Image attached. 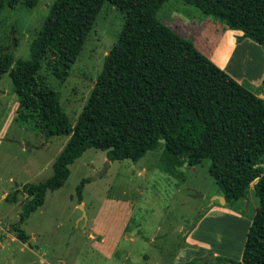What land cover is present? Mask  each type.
<instances>
[{"label": "trees", "instance_id": "trees-1", "mask_svg": "<svg viewBox=\"0 0 264 264\" xmlns=\"http://www.w3.org/2000/svg\"><path fill=\"white\" fill-rule=\"evenodd\" d=\"M39 1L0 0V14L5 8L33 9ZM166 1L54 0L27 60L14 61L0 46V78L8 73L11 79L16 117L35 121L46 139L69 136L50 178L24 185L4 199L16 203L18 194L29 198L19 221L9 227L19 242L29 240L21 225L43 205L47 191L63 186L69 166L86 150L105 152L109 162H136L163 146L171 164L195 166L209 159V174L229 206L244 201L253 184L258 207L242 260L216 262L264 264V99L156 21L153 16ZM177 1L225 19L230 29L264 49V0ZM104 4L121 11L124 23L72 125L41 70L59 81L69 76ZM260 93L264 96V72ZM87 181L76 187L79 203Z\"/></svg>", "mask_w": 264, "mask_h": 264}, {"label": "rangeland", "instance_id": "rangeland-1", "mask_svg": "<svg viewBox=\"0 0 264 264\" xmlns=\"http://www.w3.org/2000/svg\"><path fill=\"white\" fill-rule=\"evenodd\" d=\"M53 1L40 0L33 9L5 8L0 14V46L12 54L14 61L30 57V44ZM169 1L187 7L177 0ZM123 23L124 14L104 4L69 76L59 81L45 69L41 70L48 86L57 92L60 107L72 125ZM261 88L262 84L256 92ZM17 103L6 73L0 78V264H171L185 235L174 231L180 226L190 228L208 211L218 191L208 171L210 160L203 159L195 166L171 164L160 146L136 162H109L105 152L90 148L69 166L70 174L63 186L47 191L43 205L21 225L29 236L26 243H21L12 237L9 227L19 221L29 198L18 194L16 203L4 199L24 185L50 178L52 164L69 136L46 139L35 121L25 122L16 117ZM85 179L88 181L79 203L75 190ZM248 199L247 204L245 199L228 208L238 210L244 206V217L250 220L258 207L253 188L248 191ZM80 206L86 218H81ZM96 220V230L111 232L113 240L121 224L130 220L131 227L141 224L143 230L154 233L155 242L146 247L133 246L130 260L124 258V252L118 259L105 260L89 238L92 233L98 234L94 232ZM142 250L149 254L146 260L140 256ZM206 260H210V255L193 262Z\"/></svg>", "mask_w": 264, "mask_h": 264}, {"label": "crops", "instance_id": "crops-1", "mask_svg": "<svg viewBox=\"0 0 264 264\" xmlns=\"http://www.w3.org/2000/svg\"><path fill=\"white\" fill-rule=\"evenodd\" d=\"M153 17L181 38L191 42L196 50L240 85L259 97L263 95L256 90L260 89L263 80L264 49L243 38L240 31L230 29L225 19L203 15L197 7H181L175 1L162 3ZM250 188H253V184ZM215 195L208 211L192 223L190 228L180 226L174 231L185 235L171 259V264H194L193 261L198 257L203 259L209 255V261L198 264H220L216 262V258L242 260L251 219H245L244 206L238 210L229 209L226 202L219 199L223 197L219 191ZM129 221L121 224L114 240L111 232L96 230L98 221H95L94 232L98 234L92 233L89 238L94 242L99 256L112 260L118 259L124 252V258L130 260V249L133 246L146 247L155 242L154 233L143 230L141 224L131 227ZM148 255L147 250L140 252L144 260L149 258Z\"/></svg>", "mask_w": 264, "mask_h": 264}, {"label": "water", "instance_id": "water-1", "mask_svg": "<svg viewBox=\"0 0 264 264\" xmlns=\"http://www.w3.org/2000/svg\"><path fill=\"white\" fill-rule=\"evenodd\" d=\"M260 98H263V99H264V96L261 95ZM219 199H220L222 202H225V199H224L223 197H219ZM80 209H81V212H82V217H81V218H86V217H85L84 210H83V206H80Z\"/></svg>", "mask_w": 264, "mask_h": 264}]
</instances>
